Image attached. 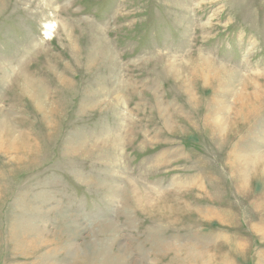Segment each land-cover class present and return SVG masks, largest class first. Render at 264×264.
Returning a JSON list of instances; mask_svg holds the SVG:
<instances>
[{"label": "rangeland", "instance_id": "374dc122", "mask_svg": "<svg viewBox=\"0 0 264 264\" xmlns=\"http://www.w3.org/2000/svg\"><path fill=\"white\" fill-rule=\"evenodd\" d=\"M0 264H264V0H0Z\"/></svg>", "mask_w": 264, "mask_h": 264}, {"label": "bare ground", "instance_id": "6f19581e", "mask_svg": "<svg viewBox=\"0 0 264 264\" xmlns=\"http://www.w3.org/2000/svg\"><path fill=\"white\" fill-rule=\"evenodd\" d=\"M48 25H50V24H48ZM48 28V27H47ZM49 29V28H48Z\"/></svg>", "mask_w": 264, "mask_h": 264}]
</instances>
